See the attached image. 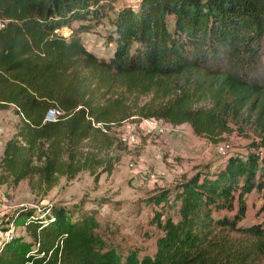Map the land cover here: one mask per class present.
I'll return each instance as SVG.
<instances>
[{
	"label": "trees",
	"instance_id": "obj_1",
	"mask_svg": "<svg viewBox=\"0 0 264 264\" xmlns=\"http://www.w3.org/2000/svg\"><path fill=\"white\" fill-rule=\"evenodd\" d=\"M113 2L0 0V111L12 107L19 117L3 145L0 184L35 175L51 186L58 176L110 172L116 129L137 114L203 135L245 112L254 137L223 166L146 199L157 230L151 251L120 252L100 238L93 214L54 204L14 213L9 223L25 236L1 241L0 264H248L264 253V227L238 225L246 195L264 188V0L124 2L114 11L112 54L102 58L81 33ZM179 80L196 87L176 94ZM212 83L211 103L195 107ZM148 93L152 100L138 103ZM222 94L231 96L224 107ZM50 108L62 111L54 121L45 119ZM234 208L232 216L215 213Z\"/></svg>",
	"mask_w": 264,
	"mask_h": 264
},
{
	"label": "rangeland",
	"instance_id": "obj_2",
	"mask_svg": "<svg viewBox=\"0 0 264 264\" xmlns=\"http://www.w3.org/2000/svg\"><path fill=\"white\" fill-rule=\"evenodd\" d=\"M124 2L137 7L139 0H114V9L108 11L107 17L81 33L83 45L98 57L108 58L112 54L114 43L110 41V36L114 30V11ZM73 26L77 23L73 22ZM60 32L65 36L69 34L68 28H62ZM179 84L176 94L181 89L196 87L195 81L184 83L179 80ZM172 86L176 87L173 80ZM217 88L218 83L208 85L206 94L194 106L209 105ZM132 98L130 95V100ZM136 100L143 104L152 100V95L142 94ZM230 103L231 96H220L222 107ZM238 115L229 116L224 128L199 135L193 132L189 123L173 124L163 119H156L158 127L149 130L146 118L137 114L116 129L120 143L111 150L114 161L110 172L95 175L81 171L73 178L58 176L51 186L40 184L35 175L16 185L0 184V189L9 197L8 208L0 212V243L6 230L14 236H25L21 225L9 223L18 209L32 208L46 213V208L59 204L69 208L79 207L93 214L98 224L96 232L116 250L125 252L136 246L143 251H151L157 230L153 222V207L146 204V199L198 170L217 169L230 156L243 154L249 138H253L254 134L243 120L245 112ZM18 119L12 107L0 111V157ZM130 133L136 136L135 143L128 141ZM172 210H163V217ZM235 210L215 213L232 216ZM254 223L264 227V188L253 189L246 195V212L238 225ZM248 264H264V253L255 254Z\"/></svg>",
	"mask_w": 264,
	"mask_h": 264
},
{
	"label": "built area",
	"instance_id": "obj_3",
	"mask_svg": "<svg viewBox=\"0 0 264 264\" xmlns=\"http://www.w3.org/2000/svg\"><path fill=\"white\" fill-rule=\"evenodd\" d=\"M0 22V26H1ZM62 113L59 108H50L46 112L45 119L47 121H54L56 118ZM146 128L149 130H154L158 127V121L154 118H146L145 119ZM128 141L131 143H135L137 141L136 136L132 133L128 134ZM9 197L0 189V212L5 211L8 208ZM13 236L10 230H6L4 234V239H10Z\"/></svg>",
	"mask_w": 264,
	"mask_h": 264
}]
</instances>
